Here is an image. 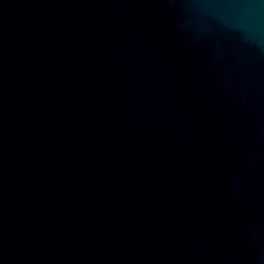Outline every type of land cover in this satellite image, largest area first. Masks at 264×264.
<instances>
[{"label":"water","instance_id":"1","mask_svg":"<svg viewBox=\"0 0 264 264\" xmlns=\"http://www.w3.org/2000/svg\"><path fill=\"white\" fill-rule=\"evenodd\" d=\"M0 264H264V0H0Z\"/></svg>","mask_w":264,"mask_h":264}]
</instances>
